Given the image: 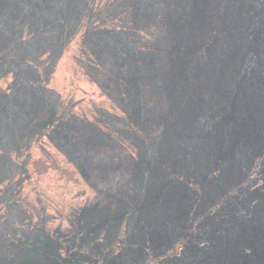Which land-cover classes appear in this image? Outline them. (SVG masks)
Returning <instances> with one entry per match:
<instances>
[{
    "label": "rangeland",
    "instance_id": "rangeland-1",
    "mask_svg": "<svg viewBox=\"0 0 264 264\" xmlns=\"http://www.w3.org/2000/svg\"><path fill=\"white\" fill-rule=\"evenodd\" d=\"M263 96L264 0H0V264L39 263L32 207L42 222L46 210L72 211L65 222H79L83 232H54L60 246L73 237L80 243L75 264H109L102 259L119 246L121 264L138 248L156 264H206L204 230L216 264H232L233 245L249 234L236 242L219 232L218 243L214 186L204 188L211 213L194 203L187 191L194 185L182 177L210 161L219 138L185 146L182 137L212 132L235 99L260 111ZM232 125L238 139L245 125ZM186 147L196 150L184 163ZM253 172L241 168L237 190L263 200L262 179L244 188ZM140 199L148 210L142 218L153 220L145 234L151 248L137 244L140 229L128 215ZM255 207L250 227L260 234L264 201Z\"/></svg>",
    "mask_w": 264,
    "mask_h": 264
},
{
    "label": "flooded vegetation",
    "instance_id": "flooded-vegetation-1",
    "mask_svg": "<svg viewBox=\"0 0 264 264\" xmlns=\"http://www.w3.org/2000/svg\"><path fill=\"white\" fill-rule=\"evenodd\" d=\"M123 73H125V71H123ZM128 73L130 74L131 72H128ZM137 76L141 78L140 74ZM107 80L109 79L105 77L104 81H107ZM174 90H175L174 87L170 90L169 100L170 98H172L174 94L173 92ZM121 92L123 93V91ZM140 93H141L140 88L138 87L135 88V97L133 98V100L136 106L139 107V110L142 108V99L140 97ZM263 99H264V96H263ZM239 105L240 103L238 102V100L235 99L232 102L233 108L231 109V112L225 114L224 116L220 118L221 121L219 120L220 122H218L219 124H217L218 125L216 126L217 128L215 127V129L212 132L210 133L203 132L202 134H199V135L192 134V135H187L186 137H182L183 141H185V144H184L185 146H187L188 144L190 146L191 142L189 143L187 141L188 140L192 141V139L194 140V143L198 145L199 142L203 141L204 138L211 139V140L219 138V145L218 147L216 146L217 149H215L214 150L215 152L211 154L210 161L205 162V163H209V167L206 166L205 163L202 164L199 161L198 164L195 165L198 167L194 168L193 166V168L191 167L188 168L187 173L189 175H185L186 174L185 173L183 174L182 177H183L184 182L186 183L190 182V184L194 185L193 187L187 186L188 188L187 191H190V189L193 190L194 195L192 196L194 197V203L199 205V208L203 204L204 196H205V193L207 192V191L205 192V189H204L205 184L207 183V187L214 186L213 192L211 193V195H216L217 205L219 204L217 209L214 210V212H216L217 217L213 215L214 218H218L215 220L217 221V224H218L217 227L219 228V229H216L217 235L219 236L218 241H217L218 243L220 241L221 233L223 234L225 232L227 234L231 233L233 235L232 236L233 240L236 242L238 241L239 234L247 233L251 237L250 243H253V240L255 239L257 240L258 243L261 244L263 258H264V247L262 245L263 240H262V235H261V234H264V231L259 228L257 231L260 234H257V233H254L252 231L253 229H251L250 227L251 218H253L254 216L255 217L254 219L256 220V216L254 215V213L257 214L258 211L260 210L259 207H255V206L258 205V203H261L262 201H264V199L260 200L262 198L260 197L255 198L254 196H252V198L250 200L248 199L247 201L245 197L241 198L240 193L242 194V192L241 191L238 192L237 190V187L240 186V182L239 181L237 182V178H238V175L241 173L242 167H247V168H250V170H254L253 173H251L250 175H247V177L246 176L244 177L245 181L247 182V184H243L245 185L244 188L250 187L257 180L262 179L263 182L261 185L264 189V108H262L259 111L255 105V109L253 111L252 110L250 111L249 108L245 109L244 108L245 106L242 107L241 105L240 106ZM246 107H249L248 104H246ZM260 115H261L262 123L260 122ZM139 117L140 116L138 115V118ZM237 121L245 125V127L239 126L240 129L236 131L238 135V139H235V135L233 134L232 131L234 130L233 126H236V125H232V124L236 123ZM197 124L198 125H196V127L198 126L199 128V124H200L199 120ZM247 126H248V131L246 132L245 129H247ZM200 129L203 130L204 128L201 127ZM237 129H238V126H237ZM222 133H223V136H222ZM206 134H209V135L206 136ZM232 135L234 136V138L232 137ZM223 139H224V143H223ZM253 142H255L254 148H253ZM242 144H245L243 150L238 148V146L240 147ZM232 145H235V147L233 148L228 147ZM187 148L188 147L183 148L182 152L180 153V158L182 159L184 163L189 162L191 160L190 156L196 150V149L194 150L193 148L189 150ZM202 159H203V156H202ZM258 162H261V165ZM186 167H189V166L186 164ZM81 172L83 175L85 174L87 175V177H91V174L89 172H86V171H81ZM259 175L261 176L260 178H259ZM33 177L34 176L29 170L28 176L26 177V183L29 188L34 187ZM226 177H230V179L227 180ZM195 182H199L200 187L195 186V184H193ZM89 183L92 187H97V184L93 182L92 180ZM228 191H230L231 193L230 196L228 195ZM250 193H248V196H250ZM172 195H173V191L172 192L169 191V203L172 201V198H173ZM88 197L89 196H87L86 201H84V203L87 205H89L90 203V199H88ZM140 203H141V199L137 200L133 206H130V208L128 209V215H134L133 221H134L135 227L140 229L138 231V234H140V237L136 241L137 244L141 246H143L144 244L146 247L151 248L152 245L150 242H152V240H148L145 237V234L148 232V228L146 226H148V224H150L151 221L153 220L147 221L142 218V216L148 213V210H146V207L141 206ZM29 204H32V202L30 201ZM212 204L214 203L211 201L209 202L206 201L202 205L201 209L203 211L209 209L211 213H213ZM237 205H244L245 207H241L240 210H238ZM251 205L254 206V208L250 207ZM232 207H233V210H232ZM203 211H201L202 214H203ZM71 213H72L71 210L68 211L67 213H62L60 210L59 211L53 210V212L50 210H46L45 214L48 216V219L45 222H42L40 215H38L34 211V208L33 207L32 209L29 208L28 214H29V217L31 216V220L39 222L37 237L39 241L38 243L41 248L39 247L40 250H38V253H37V256L40 257V261L38 264H75L73 261L76 259L77 254L80 250V245H79L80 243L78 242V240H75L74 237L78 235L79 233H82L83 231H79V226H80L79 222L76 224L74 223L71 224V222H68L67 224L65 222V220L69 219V215ZM34 214L37 215L36 218L34 217ZM121 216H124V215H121ZM170 216H173V210L169 208V217ZM239 216L241 218V220H239L241 221V223L237 221V217ZM257 217H258L257 218L258 220H261L260 216H257ZM143 220L145 221V223L143 222ZM54 221H56L55 226L52 225ZM218 221H221V223H219ZM63 222H64V226H62ZM102 224L103 223L100 222L96 226V228L100 227ZM57 227L58 228L65 227L67 229H72L75 232L74 237L65 246H60L58 245L59 243L57 244V240L59 239V242L61 240L60 239L61 236L59 234H55L54 232ZM210 232L211 231H205V230L202 231L204 235L202 236L201 242L204 243L203 245L205 246V248L201 249L203 251L201 253L205 254L204 253L205 251L206 254L210 255L209 257H206L204 259L206 264H216L220 262L219 257L215 258L216 256L215 252L217 251L216 248L211 247L212 246L211 244L205 245L206 241L209 240V237H210V236H206V234ZM235 234L236 236H234ZM254 234H256V236L259 239L253 238ZM236 247L237 245H233V250ZM248 247L250 248V246ZM118 248L119 250L117 249L116 251H114V249L112 248L108 250L109 253L104 256V259H102V263H104L105 260L106 262L107 260H109L110 261L109 264H121V262L118 261L119 258L117 257V255L120 252V250L122 251V249L120 246ZM140 250H141L140 248L135 249V251H138V252L134 251L135 254H130V255H127L126 253H124L123 258L127 263H122V264H156V260L153 259L152 256H149L150 258L141 259L140 256L142 255L143 252ZM212 251L214 252V254L212 253ZM143 254L146 255L147 253L146 254L143 253ZM211 255H214V256H211ZM202 257H205V256H202ZM232 258H233V255H232Z\"/></svg>",
    "mask_w": 264,
    "mask_h": 264
},
{
    "label": "trees",
    "instance_id": "trees-1",
    "mask_svg": "<svg viewBox=\"0 0 264 264\" xmlns=\"http://www.w3.org/2000/svg\"><path fill=\"white\" fill-rule=\"evenodd\" d=\"M244 234L246 233H243V235ZM250 239L251 237L247 235L243 242L237 245L233 250L232 264H264V258H262L261 254L262 246L255 239L253 243H250ZM248 246H250V248ZM256 255H258V257Z\"/></svg>",
    "mask_w": 264,
    "mask_h": 264
}]
</instances>
